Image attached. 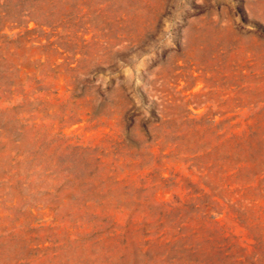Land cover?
<instances>
[{"label":"rangeland","instance_id":"obj_1","mask_svg":"<svg viewBox=\"0 0 264 264\" xmlns=\"http://www.w3.org/2000/svg\"><path fill=\"white\" fill-rule=\"evenodd\" d=\"M191 247L264 264V0H0V264Z\"/></svg>","mask_w":264,"mask_h":264},{"label":"trees","instance_id":"obj_2","mask_svg":"<svg viewBox=\"0 0 264 264\" xmlns=\"http://www.w3.org/2000/svg\"><path fill=\"white\" fill-rule=\"evenodd\" d=\"M114 237L115 238L121 237V239H122V245L124 246L125 249L129 246L130 239L128 237V231L127 230H125V232H123L121 235L118 234V233H116V231H115L114 232ZM219 246H220V249L221 250L224 249L222 244H220ZM190 251L197 256V260L194 261V262L191 261L189 264H191V263L192 264H203V260L199 257L200 256V248L199 247H191ZM120 257L123 258L124 257V254H121ZM110 258H111V256L109 255L108 256V260H110Z\"/></svg>","mask_w":264,"mask_h":264}]
</instances>
